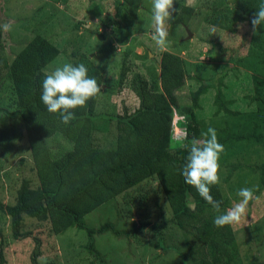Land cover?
I'll return each instance as SVG.
<instances>
[{
	"label": "rangeland",
	"instance_id": "1",
	"mask_svg": "<svg viewBox=\"0 0 264 264\" xmlns=\"http://www.w3.org/2000/svg\"><path fill=\"white\" fill-rule=\"evenodd\" d=\"M193 8L187 26L169 23L170 44L161 51L152 40V0H142L141 9L129 23L120 17V0H0V61L7 64L35 36L41 35L60 53L46 68L50 74L56 67L71 63L70 53L81 47L103 73L102 91L95 114L99 119L94 142L98 148L111 149L115 142L117 116L131 113L138 99L129 88L133 75L151 78L159 75L158 62L163 52L174 53L186 65L187 81L177 92L178 107L172 112V141L169 151L182 147L174 138L188 132L203 139L209 127L217 131L224 145L220 159V188L226 211L241 199L237 192L251 188L258 199L249 203L238 224L231 225L239 246L240 264H264V142L242 143L234 155L231 145L223 143L228 135H236L245 126L264 136V69L259 62L264 54L248 49L251 18L260 0H175V5ZM243 27H237V25ZM192 36L187 38L185 29ZM126 55L130 73L124 85H118L122 60ZM142 59H141V58ZM225 69L222 95L226 107L245 117H232L225 112L215 114V91L207 89L194 111L199 134L191 136L185 123L184 108L191 105V94L199 87L196 77L204 82L214 72ZM131 82V81H130ZM258 101L262 105L258 107ZM16 109V99L7 71L0 75V202L12 206L18 191L26 183L31 190L39 187L22 122L5 114ZM104 117V118H103ZM110 120L104 121L103 119ZM107 120V119H106ZM188 122V121H187ZM237 124V125H236ZM237 127H236V126ZM193 126V125H189ZM244 127V128H245ZM52 159L71 149L60 136L47 140ZM231 153V154H230ZM231 155V156H230ZM172 213L156 179L144 180L125 193L97 208L84 218L87 228L94 230V248L98 257L86 249L88 236L84 230L70 228L55 235L48 221L39 222L22 215L20 232L14 239L10 218L0 212V243L6 264H193L183 233L172 225L156 229L169 220ZM110 223L119 232L97 231ZM147 230V231H145Z\"/></svg>",
	"mask_w": 264,
	"mask_h": 264
},
{
	"label": "trees",
	"instance_id": "2",
	"mask_svg": "<svg viewBox=\"0 0 264 264\" xmlns=\"http://www.w3.org/2000/svg\"><path fill=\"white\" fill-rule=\"evenodd\" d=\"M141 2L120 0L123 9L120 17L129 23L125 28H129L131 21L136 19ZM260 2L262 4L264 0ZM175 7L179 11L174 14L172 22L187 26L193 8L180 4ZM248 42L252 54H264V26L256 34H253L251 28ZM81 50L80 47L70 53L71 63L74 66L85 64L89 76L95 77L98 84L103 85L101 68ZM59 53V49L47 38L35 35L10 64L5 60L0 61V75L2 71L8 72L16 99V109L13 112L5 111V114L22 122L39 183L36 190L29 189L24 183L12 206L0 202V212L10 218L12 237L17 240L22 236L21 217L26 215L39 222L48 221L55 235L70 228L84 230L88 236L86 249L98 257L92 237L96 232L85 226L84 218L134 185L154 178L172 213L171 218L156 229L172 225L180 230L193 264H240L239 246L231 226L216 227L214 218L219 213L184 182L180 170L187 162L188 150L180 147L174 152L169 151L172 112L178 107L176 94L187 81L183 59L174 53L163 52L158 62L157 77L154 74L148 79L139 75L132 76L128 85L138 99V106L131 113L117 116L114 146L101 149L94 142L99 127L95 110L100 94L88 101L87 108L75 109V119L68 125L61 122L58 114L49 113L40 99L42 81L47 73L45 68ZM126 55L117 81L121 86L128 81L130 73L125 61ZM261 59L259 64L264 69V56ZM226 73L225 69L214 72L207 82L196 77L199 87L191 94V105L184 108L191 136L199 134L194 111L200 107V96L209 88L215 91L213 103L216 115L223 111L232 117L247 116L226 107L222 95V80ZM257 102L259 107L264 100L260 102L257 99ZM106 119L103 120H110L108 117ZM257 125L252 122L251 130L243 126L236 135L230 134L222 140L231 145V155L241 150L242 143L264 142V136L256 131ZM53 136H60L71 144V149L56 159L51 158L47 145V140ZM211 194L220 202V212H226L219 184L212 187ZM106 229L119 234L110 223H105L97 232L102 234ZM37 257L38 253L33 252L32 264H37ZM0 264H6L1 247Z\"/></svg>",
	"mask_w": 264,
	"mask_h": 264
},
{
	"label": "clouds",
	"instance_id": "3",
	"mask_svg": "<svg viewBox=\"0 0 264 264\" xmlns=\"http://www.w3.org/2000/svg\"><path fill=\"white\" fill-rule=\"evenodd\" d=\"M175 0H152V27L154 32L152 40L161 51H166L170 41L169 23L174 14L179 10L174 6ZM264 26V3L251 18L253 34ZM243 27V25H237ZM0 28L4 31L10 30L9 24H2ZM102 91V85L98 84L95 77H90L85 64L64 63L56 67L50 74L46 73L42 81V92L40 99L49 113L58 114L61 122L68 125L75 119L74 110L87 108L88 101L96 98ZM185 123L187 120L185 119ZM203 139L192 138L188 141V132L185 129L180 138L174 141L188 150L187 162L180 172L184 182L193 187L198 195L212 205L219 213L214 218V225L218 228L231 226L241 222L245 216L249 203L258 199L251 188H241L237 196L241 199L226 212H220V202L216 201L211 194L213 186L220 184V159L224 152V145L219 142L217 131L209 127L203 134ZM147 231V230H145Z\"/></svg>",
	"mask_w": 264,
	"mask_h": 264
},
{
	"label": "water",
	"instance_id": "4",
	"mask_svg": "<svg viewBox=\"0 0 264 264\" xmlns=\"http://www.w3.org/2000/svg\"><path fill=\"white\" fill-rule=\"evenodd\" d=\"M187 38H190L192 36L191 32L186 28Z\"/></svg>",
	"mask_w": 264,
	"mask_h": 264
}]
</instances>
